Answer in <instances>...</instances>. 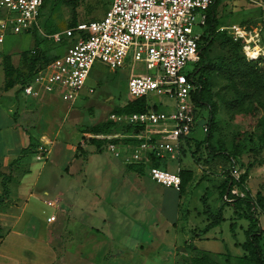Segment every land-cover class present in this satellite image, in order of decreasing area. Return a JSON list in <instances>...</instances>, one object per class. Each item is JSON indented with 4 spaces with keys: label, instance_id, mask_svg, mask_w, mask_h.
<instances>
[{
    "label": "rangeland",
    "instance_id": "1",
    "mask_svg": "<svg viewBox=\"0 0 264 264\" xmlns=\"http://www.w3.org/2000/svg\"><path fill=\"white\" fill-rule=\"evenodd\" d=\"M111 2L50 0L40 18L41 48L48 55H61L65 45L55 43L47 35L63 31L75 22L103 17ZM218 11L221 27L240 25L252 31L261 29V46L252 53L264 54V0H221ZM34 45L35 39L31 32L8 31L5 41L0 43L1 161L5 164L8 148L10 153L15 149L17 154L22 140L27 138L22 133L27 130L40 137L42 142L49 143L50 148L47 159L38 160L37 152L29 155L30 172L21 178L20 184H12V196L16 197L20 193L28 196L32 191L43 193L46 190L43 199L60 196L65 207L97 210L106 215L114 235L121 236L122 240L132 241L134 236L141 239L135 254L126 256L125 260L131 264H182L178 261L177 248L174 246L176 243L184 246L186 227L192 228L196 223L192 218L183 219L177 214L182 208L202 211L206 202L215 205V194L217 200L222 201L219 178L227 168L235 167L241 174L249 171L248 187L254 195L257 191L264 194V108L258 107L254 111L250 108H254L255 104L249 101L243 106L231 104L236 93L228 79L218 74L213 77L217 111L211 144L219 153L208 151L204 143L194 158L195 146L192 143L184 145L182 165L201 171L186 185L185 190L169 189L155 182L147 173L141 175L130 170L107 147L96 151V147L91 144L96 134L88 128L108 122L111 111L129 102L128 80L132 66L136 71H142L143 65H132L128 60L124 67L114 71L105 63L97 61L74 102L48 92H41L37 97L27 96L23 92L24 87L19 90L20 84L5 89L4 58L12 57L13 65L21 67L22 52L32 49ZM247 53L251 55V48L247 49ZM210 55L215 60L227 55V51L217 41ZM258 63L264 70V55ZM90 88L95 91L90 93ZM155 100L161 103L160 111L173 110L174 102L170 98L163 96ZM201 113L202 122L192 134L197 141H204L207 135L202 126L204 121L207 122L208 111L203 110ZM84 135L86 138H83ZM227 153L232 154L233 160L229 161ZM10 156L14 158L15 155ZM170 162L172 167L169 170L176 171L179 162ZM235 189L237 194H243L240 187L236 186ZM233 210V206L227 207L225 215L228 217ZM197 219L194 216V220ZM230 222L227 219L221 225L223 236L229 237L228 252L238 256L243 250L234 243L246 239L248 220L244 218L238 222L234 233L236 237L232 236ZM260 224L264 229V214L260 216ZM262 244L264 247V239Z\"/></svg>",
    "mask_w": 264,
    "mask_h": 264
},
{
    "label": "built area",
    "instance_id": "2",
    "mask_svg": "<svg viewBox=\"0 0 264 264\" xmlns=\"http://www.w3.org/2000/svg\"><path fill=\"white\" fill-rule=\"evenodd\" d=\"M212 1L113 0L103 17L47 35L55 43L67 40L70 45L64 54L43 63L23 92L31 97L48 92L74 102L97 61L114 71L124 67L128 60L132 65L142 64V71L132 66L128 80L129 101L146 98L151 108L130 114L112 112L109 116V120L118 125L138 126L140 131L101 133L94 138L110 140L106 147L125 164H143L155 182L180 190L182 168L172 171L152 166L151 160L156 156L178 161L186 140L202 122L193 99L202 86L191 73L200 59V40ZM43 4L44 0H0V43L5 41L8 31L39 30ZM220 30H228L234 41L241 42L249 60H258L264 55L253 59L247 53L248 48L261 46V29L252 31L232 25ZM94 91V88L89 89L90 93ZM163 96L174 102L170 112L155 108L161 104L155 98ZM202 127L207 133L208 120ZM124 138H137L140 142H121ZM118 139L120 142L114 141ZM48 146L49 143L42 142L38 147V160L47 159ZM231 174L239 180L241 172L233 167ZM235 187L232 191L237 194ZM55 203L49 202L53 206Z\"/></svg>",
    "mask_w": 264,
    "mask_h": 264
},
{
    "label": "crops",
    "instance_id": "3",
    "mask_svg": "<svg viewBox=\"0 0 264 264\" xmlns=\"http://www.w3.org/2000/svg\"><path fill=\"white\" fill-rule=\"evenodd\" d=\"M46 10L47 8L42 11L41 16ZM69 45L70 43H67L65 50L60 54H64ZM38 103L40 104V101ZM13 117L16 122L14 113ZM22 134L27 138L22 140L20 147L16 150L17 154H15V149L10 153V148H8L5 164L1 161L2 154L0 155L2 172L11 174V181L8 183L9 195L0 208V222L4 230L0 235V264H131L125 260L126 256L135 254V249L141 244V239L134 236L132 241L122 240L121 236L114 235L107 223L106 215L98 213L97 210H74V208L65 207L60 196L55 199H43V195L47 193L46 190L43 193L32 191L28 196L25 193H20L16 197L12 196V184H20L21 178L30 172L29 155L13 167L10 165L29 144L27 131ZM184 145L189 146L186 143ZM13 154L14 158L10 156ZM170 161L172 160L168 161V169L172 167ZM181 161L182 155L179 157L178 167L186 172V187L199 175L201 169L183 166ZM225 178V174L221 175L220 185ZM2 191V178L0 177V195ZM216 196L215 194L213 197L215 199L213 206L206 202L202 211L196 212L182 208L177 214L183 219L192 218L196 223L192 225V228L186 227L187 235L184 237V246L177 243L174 246L177 248L178 261L182 264H186L190 253L197 250L209 252L218 261H224L226 255L230 254L232 260L235 261L237 256L228 252L229 237L223 236L224 231L221 225L229 219L232 236L236 237L234 233L238 222L244 218L239 217L235 208L227 217L225 209L232 205H224L223 201H218ZM51 201H56L54 206L49 204ZM221 208L225 220L209 231L201 232L208 224L211 213L216 214ZM94 216L98 217L94 218ZM194 216L198 219L194 220ZM175 237L178 238V236ZM130 239H132L131 236ZM241 242L243 241H237L234 245L240 247ZM243 254L244 252L241 255Z\"/></svg>",
    "mask_w": 264,
    "mask_h": 264
},
{
    "label": "trees",
    "instance_id": "4",
    "mask_svg": "<svg viewBox=\"0 0 264 264\" xmlns=\"http://www.w3.org/2000/svg\"><path fill=\"white\" fill-rule=\"evenodd\" d=\"M50 0H44L42 11L47 7ZM221 0H213L212 4L207 10V20L205 25L204 33L200 40V59L195 64V68L191 75L196 77L198 83L201 84L202 88L198 90L194 96V102L198 108L200 114L203 110L208 111V125L209 129L206 133L204 141H197L195 137L191 136L186 140V144L191 143L195 146L193 156L196 158V152L205 143L208 151H214L218 154L216 147H213L211 141L213 139V129L215 127V116L217 111V103L215 102V94H213V77L214 74L222 76L232 84L233 90L236 93L231 104L243 106L247 101L254 103V111L258 107L264 108V70L258 66V60H249L244 52L241 42L234 41L231 35L227 31L220 30V19L218 7ZM79 22H75L77 25ZM74 25H68L74 26ZM35 39V45L32 49L22 52L21 61L22 66L16 67L13 65L12 57L6 56L4 58V71H5V89H10L20 84L19 90L29 84L38 69L43 63L48 62L53 56L41 48V40L39 30L34 28L30 31ZM52 34V33H50ZM219 41L221 46L226 49L227 55H221L215 60L211 57L210 51L213 45ZM70 43L64 40L61 45H67ZM56 56V55H54ZM252 56H255L252 54ZM151 107L147 102L146 98L129 101L124 107L116 108L111 112L120 114H130L135 112H144L149 110ZM159 109V107H155ZM16 117V116H15ZM264 126V120H263ZM120 127V129L118 128ZM94 134H108L115 131H124L126 134L140 131L141 128L138 126H121L115 122L109 120L102 125H96L88 128ZM29 135V144L24 148L18 158H16L10 165L13 167L18 164L24 157L35 154L42 141L37 138L30 130H27ZM194 133V132H193ZM192 133V134H193ZM264 137V133H263ZM83 138H86L84 135ZM115 142H120L114 140ZM91 144L96 147V151H102L104 147L110 142L108 139H91ZM121 142L124 143H139L140 140L137 138H124ZM81 147V146H80ZM185 147H182V153H184ZM231 155V156H230ZM227 158L233 160L231 153H227ZM233 162V161H232ZM151 165L167 169L168 160L162 159L156 156H152ZM232 165V164H231ZM126 166L141 175L146 174V166L143 164H126ZM232 166L225 170V181L220 185L221 198L224 205H232L235 208V212L240 218L248 220V227L245 230L246 239L239 245L243 249L244 254L235 257V261L232 260V256L227 254L224 261L216 260L209 252L197 250L189 257L186 264H264V247L262 241L264 239V229L260 224V216L264 214V194L261 191H257L254 195L251 189L247 185V181L250 176L249 171H245L240 175L239 180L235 179L232 174ZM182 176V191L186 184V172L184 169L181 170ZM0 177L2 178V194L0 195V208L3 206L5 200L9 195L8 183L11 181V174L2 172L0 165ZM240 187L243 194L233 193L234 187ZM227 196V198H225ZM225 220L222 212V208L216 213L209 216V222L201 232H207L211 228L218 226ZM233 225V224H232ZM3 227L0 222V235L3 233Z\"/></svg>",
    "mask_w": 264,
    "mask_h": 264
},
{
    "label": "bare ground",
    "instance_id": "5",
    "mask_svg": "<svg viewBox=\"0 0 264 264\" xmlns=\"http://www.w3.org/2000/svg\"><path fill=\"white\" fill-rule=\"evenodd\" d=\"M257 47H259V46H257ZM254 49H255V48H251V53H250L251 55H250V56H251L253 59H256L259 55L252 56V54H253L252 51H253Z\"/></svg>",
    "mask_w": 264,
    "mask_h": 264
}]
</instances>
